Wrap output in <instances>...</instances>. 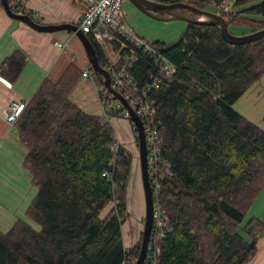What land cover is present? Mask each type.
Instances as JSON below:
<instances>
[{"label": "trees", "instance_id": "obj_1", "mask_svg": "<svg viewBox=\"0 0 264 264\" xmlns=\"http://www.w3.org/2000/svg\"><path fill=\"white\" fill-rule=\"evenodd\" d=\"M157 1L203 10L224 0ZM233 2L241 10L215 12L228 30L248 28L250 34L264 29V0ZM12 9L31 15L18 4ZM86 36L100 66L109 70L103 49L91 34ZM148 44L177 67L176 75L152 94L171 171L158 190L168 217V230L157 242L158 264L249 263L264 233L260 219L247 218L264 190V131L233 104L264 77V38L229 45L217 27L187 24L177 41ZM136 51L130 72L142 85L155 65ZM25 62L14 52L1 63L0 75L15 82ZM89 71L107 94L101 76ZM81 77L82 71L70 64L58 80L46 78L15 124L27 149L24 167L37 192L27 221L19 219L0 232V264H134L139 256L141 236L127 250L122 235L130 216L132 157L103 116L86 114L71 102ZM133 132L136 139L134 127Z\"/></svg>", "mask_w": 264, "mask_h": 264}, {"label": "crops", "instance_id": "obj_2", "mask_svg": "<svg viewBox=\"0 0 264 264\" xmlns=\"http://www.w3.org/2000/svg\"><path fill=\"white\" fill-rule=\"evenodd\" d=\"M24 10L42 25L79 26L81 18V9L72 0H27ZM65 36L70 39L69 48L67 52L62 53L53 46V42ZM17 51L26 59L17 80L11 83L0 75V232L2 233L7 232L19 219L27 221L26 211L37 192L31 182V174L24 167L26 146L19 139L17 131L6 123L5 110L12 102H28L46 78L58 80L70 64L76 65L81 71L90 68L84 47L74 33L37 32L27 24L8 17L1 7L0 65ZM104 53L108 60L114 58L110 49H105ZM95 87L90 78L81 77L70 94V100L86 114L102 116ZM236 110L250 119L242 109ZM107 121L112 126L118 143L125 150L132 152L137 141L130 122L118 118H109ZM261 195L264 201V190L259 197ZM128 200L129 195H127V204ZM253 208L254 205L251 210ZM250 217H256L264 223V215L255 214ZM125 233L122 226L124 243ZM262 238L264 239V233L257 242L255 258L246 264H264V260H258L259 254L264 253V247L262 251L259 250V242Z\"/></svg>", "mask_w": 264, "mask_h": 264}, {"label": "built area", "instance_id": "obj_3", "mask_svg": "<svg viewBox=\"0 0 264 264\" xmlns=\"http://www.w3.org/2000/svg\"><path fill=\"white\" fill-rule=\"evenodd\" d=\"M72 1L81 9L79 29L85 35L91 34L93 40L103 51L105 49L112 51L114 58L109 60L110 68L107 70L111 86L122 96L131 111L142 123L146 139L148 175L153 198L152 229L143 264H158L159 249L157 242L168 230V217L166 211L158 202V190L160 182L165 177L170 176L171 171L169 162L163 156L161 126L159 122L154 120L157 105L152 94L159 89L164 80L171 79L176 75L177 67L160 51L132 33L131 28L125 23L126 12L122 8L125 0ZM146 1L160 3L157 0ZM187 1L192 2L194 0ZM16 4L24 10V4L20 0H11V8ZM213 6L219 14L225 15L231 12L230 7L225 4V0L215 3ZM16 13L22 14L21 12ZM69 41V37L65 36L54 41L53 46L60 52L65 53L68 51ZM115 45L119 46L118 50L114 49ZM136 49L147 54L155 65V73L151 74L149 81L142 85L134 79L130 72L138 59ZM119 63L121 65L116 68ZM82 77L90 78L94 84L96 83V79L91 76L88 68L82 70ZM95 89L102 116L106 121L109 118L130 121V113L121 101L108 91L106 94L101 87L96 86ZM26 105L27 102H12L5 110L4 119L12 129L15 130V124ZM114 137L117 140L116 134ZM114 150H117V146ZM132 243L134 244L135 241H127L124 243V247L129 250L133 245ZM122 264H126V262Z\"/></svg>", "mask_w": 264, "mask_h": 264}, {"label": "water", "instance_id": "obj_4", "mask_svg": "<svg viewBox=\"0 0 264 264\" xmlns=\"http://www.w3.org/2000/svg\"><path fill=\"white\" fill-rule=\"evenodd\" d=\"M2 8L6 15L11 19L23 22L29 27L40 33H56L61 31H67L74 33L82 43L88 62L93 73L100 75L102 84L106 90L115 96L122 104L127 108L130 113V122L136 130V139L139 153V166L141 174V182L145 200V216L143 223V231L141 234V244L139 256L134 264H143L146 256L147 246L149 242V236L152 229V217H153V198L150 188L148 166H147V151H146V139L143 131L141 120L131 111L127 102L118 94L111 86L109 73L103 69L98 61L96 51L92 43L89 41L87 36L79 29L78 26L69 24L60 25H42L37 21L33 20L29 15L18 14L14 12L9 4L8 0H0ZM138 11L147 17H150L159 21H170V20H183L187 24L203 25V26H215L218 28L221 38L229 45H244L252 43L264 38V29L250 33L243 36H233L229 30L225 19L215 13L206 12L202 9L196 8L186 3H174V4H163L153 3L146 0H128ZM175 9H184L192 14L194 17L183 16L173 12ZM160 15V16H158Z\"/></svg>", "mask_w": 264, "mask_h": 264}, {"label": "rangeland", "instance_id": "obj_5", "mask_svg": "<svg viewBox=\"0 0 264 264\" xmlns=\"http://www.w3.org/2000/svg\"><path fill=\"white\" fill-rule=\"evenodd\" d=\"M225 4L230 7L231 12L241 10L240 8H236L234 6L233 0H225ZM122 5L123 10L126 12L125 23L129 28H131L134 35L148 43H173L180 38L182 33L187 28V23L183 20L159 21L147 17L138 11L128 0H125ZM203 10L210 13L216 12V9L213 5H207ZM173 12L188 17L195 16L191 12L184 9H175ZM249 31L250 29L248 28L234 26L229 27V32L236 37L247 35L249 34ZM233 108L235 110L242 109L245 114L249 115L251 120L248 118L247 119L264 131V77H262L260 81L252 84L246 90L244 95L238 100V102L235 103V107L233 106ZM129 153L132 157V166L128 183L129 200L127 204L130 216L123 226V229L126 232L124 236L125 243L129 240L133 241L134 239L137 241L140 238L143 231V222L145 216V200L141 182L137 142L135 149ZM261 198L262 195L254 204V208L249 212L247 218L255 214L260 216L264 215V201ZM112 206L113 205L110 204L105 210L104 214L108 213ZM259 243V250L262 251L264 247V239L262 238ZM260 259L264 260V253L259 254L258 260Z\"/></svg>", "mask_w": 264, "mask_h": 264}, {"label": "flooded vegetation", "instance_id": "obj_6", "mask_svg": "<svg viewBox=\"0 0 264 264\" xmlns=\"http://www.w3.org/2000/svg\"><path fill=\"white\" fill-rule=\"evenodd\" d=\"M158 16H160V15H158Z\"/></svg>", "mask_w": 264, "mask_h": 264}]
</instances>
